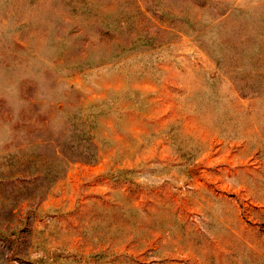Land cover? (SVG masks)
Segmentation results:
<instances>
[{
	"label": "rangeland",
	"instance_id": "obj_1",
	"mask_svg": "<svg viewBox=\"0 0 264 264\" xmlns=\"http://www.w3.org/2000/svg\"><path fill=\"white\" fill-rule=\"evenodd\" d=\"M0 264H264V0H0Z\"/></svg>",
	"mask_w": 264,
	"mask_h": 264
}]
</instances>
